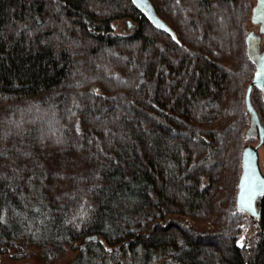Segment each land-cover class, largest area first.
<instances>
[{
    "label": "trees",
    "instance_id": "1",
    "mask_svg": "<svg viewBox=\"0 0 264 264\" xmlns=\"http://www.w3.org/2000/svg\"><path fill=\"white\" fill-rule=\"evenodd\" d=\"M150 1L174 35L132 0H0V255L264 264V194L243 245L235 207L255 0Z\"/></svg>",
    "mask_w": 264,
    "mask_h": 264
},
{
    "label": "water",
    "instance_id": "2",
    "mask_svg": "<svg viewBox=\"0 0 264 264\" xmlns=\"http://www.w3.org/2000/svg\"><path fill=\"white\" fill-rule=\"evenodd\" d=\"M147 18L159 28L167 30L174 35L171 27L156 13L150 0H132ZM250 21L257 25V29L250 30L246 35V51L248 58L254 64V73L248 83L245 94V109L249 117V127L246 134L256 138L255 143H246L241 151V166L235 193V207L251 219H259L260 209L258 200L264 194V172L261 170L259 149L264 145V124L251 101L253 87H257L264 95V0H255L251 9ZM130 28L136 24L125 19ZM97 234L83 237L81 243L96 240ZM77 242L74 241L72 249Z\"/></svg>",
    "mask_w": 264,
    "mask_h": 264
},
{
    "label": "rangeland",
    "instance_id": "3",
    "mask_svg": "<svg viewBox=\"0 0 264 264\" xmlns=\"http://www.w3.org/2000/svg\"><path fill=\"white\" fill-rule=\"evenodd\" d=\"M125 19H120L116 22V27L114 28L116 32H129L132 31L134 28H130L128 23H125ZM246 26L248 29H257V25L253 24L249 20L246 23ZM262 95V93H261ZM262 99L264 100V96L262 95ZM252 143L256 142V138L251 139ZM250 141V140H249ZM35 155L39 157L42 160L44 169L46 171L52 170L55 171V165L57 162H59V159H56V157L52 156L51 154H48L44 151L35 152ZM259 157H260V166L261 170L264 172V145L260 147L259 149ZM245 214V213H244ZM245 217L247 218L250 223H254L257 221L256 219H251L247 214H245ZM257 227L256 223H254L252 230L249 228L245 229L243 237L244 242L248 243L249 237L251 234L254 233L255 228ZM73 241H70L66 244L65 249L55 255H51L49 257H44L42 250H40L36 246H28L25 247L23 245L20 246V250L16 251L14 248L8 249L7 252H4L0 255V264H69L70 261H72L79 250L80 241L76 240L77 246L75 249H72ZM101 263V262H100ZM146 263V262H145ZM103 264V262H102ZM150 264H175L170 261H168L165 258H160L159 260L154 259L152 263Z\"/></svg>",
    "mask_w": 264,
    "mask_h": 264
},
{
    "label": "snow or ice",
    "instance_id": "4",
    "mask_svg": "<svg viewBox=\"0 0 264 264\" xmlns=\"http://www.w3.org/2000/svg\"><path fill=\"white\" fill-rule=\"evenodd\" d=\"M243 240H244V237H241L240 241H238V243H241V245H243Z\"/></svg>",
    "mask_w": 264,
    "mask_h": 264
}]
</instances>
